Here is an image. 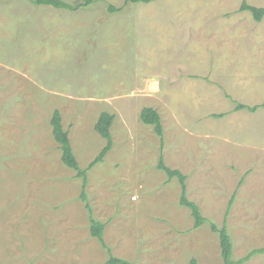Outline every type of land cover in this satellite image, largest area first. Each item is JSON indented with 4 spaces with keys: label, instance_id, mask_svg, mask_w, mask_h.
I'll return each instance as SVG.
<instances>
[{
    "label": "rangeland",
    "instance_id": "1",
    "mask_svg": "<svg viewBox=\"0 0 264 264\" xmlns=\"http://www.w3.org/2000/svg\"><path fill=\"white\" fill-rule=\"evenodd\" d=\"M63 1L73 8L0 0V264H223L210 221L224 220L233 258L264 247V16L240 8L264 0ZM54 110L87 169L85 201ZM102 112L112 146L87 168ZM160 156L186 176L201 226Z\"/></svg>",
    "mask_w": 264,
    "mask_h": 264
},
{
    "label": "trees",
    "instance_id": "2",
    "mask_svg": "<svg viewBox=\"0 0 264 264\" xmlns=\"http://www.w3.org/2000/svg\"><path fill=\"white\" fill-rule=\"evenodd\" d=\"M134 1H140V0H134ZM141 1H149V0H141ZM35 4L38 5H47V6H53L56 8H63V9H71L73 8L72 5L69 3L63 1V0H33ZM86 2H89V0H86ZM242 10L249 11L250 14H252V17L256 21H260L261 18L264 16V8L263 7H256L253 5H247L246 3H243L240 7ZM111 10L114 9V7L110 8ZM236 107L238 109L241 108H248L250 111H254L258 106H248L245 104H237ZM114 116L108 112H102L95 124L94 128L97 131V133L105 138L106 143L102 147L99 154L89 163L87 168L93 166L97 162H100L103 160V157L106 155V153L110 150L112 146V138L110 133V126L112 125ZM140 119L145 123L153 126L154 132L162 137L163 135V127L161 124V119L159 113L152 107H143L140 112ZM50 123L52 126V133L55 138V140L58 142L60 150H61V159L64 164H66L69 168H72L77 171V174L81 177H83V190L81 191V198L85 201L86 195L84 192V187L86 184L85 174H86V168H79L78 162L76 160V157L73 153V149L71 147L68 133L66 130L63 129L61 124V117L58 110H54L52 117L50 119ZM162 140V139H161ZM156 166L163 170L169 178H172L176 176L181 184V194L179 197V204L181 206H184L190 210V213L193 218V226L199 227L202 224L206 222V218L202 216L200 212L199 206L196 204V202L190 200L186 196V176L179 170V169H171L170 167L166 166L162 156H160L158 164ZM232 200V198H231ZM231 200L228 203V206L231 204ZM86 206L88 209H90L89 204L86 202ZM103 228L104 224L102 222H99L97 220L91 219L90 222V234L94 237H96L103 245H105L103 241ZM210 229L217 233L219 238V245H220V256L222 258L223 264H244L246 260H248L251 256L257 253H263L264 247L262 248H256L251 249L247 254H245L243 257L235 259L232 256V248L233 243L230 237V234L227 229V225L224 222L221 226H218L213 221H210ZM108 264H133L132 262L115 257L110 256L108 259Z\"/></svg>",
    "mask_w": 264,
    "mask_h": 264
}]
</instances>
